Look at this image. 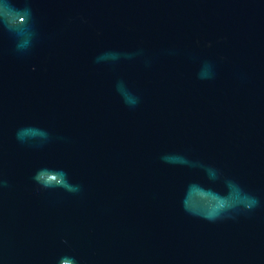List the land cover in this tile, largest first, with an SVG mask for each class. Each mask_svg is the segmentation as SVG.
<instances>
[{"label": "water", "instance_id": "obj_1", "mask_svg": "<svg viewBox=\"0 0 264 264\" xmlns=\"http://www.w3.org/2000/svg\"><path fill=\"white\" fill-rule=\"evenodd\" d=\"M61 260L264 264V0H0V264Z\"/></svg>", "mask_w": 264, "mask_h": 264}, {"label": "clouds", "instance_id": "obj_2", "mask_svg": "<svg viewBox=\"0 0 264 264\" xmlns=\"http://www.w3.org/2000/svg\"><path fill=\"white\" fill-rule=\"evenodd\" d=\"M21 19H22V17H21ZM60 264H70V261H67V260H61V261H60Z\"/></svg>", "mask_w": 264, "mask_h": 264}]
</instances>
